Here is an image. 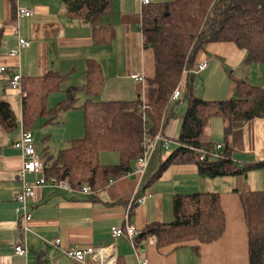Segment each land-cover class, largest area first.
<instances>
[{
    "label": "crops",
    "instance_id": "1",
    "mask_svg": "<svg viewBox=\"0 0 264 264\" xmlns=\"http://www.w3.org/2000/svg\"><path fill=\"white\" fill-rule=\"evenodd\" d=\"M17 6L32 9L33 16L18 19ZM0 22V68H6L0 72V97L10 104L19 123L13 131H7L0 125V264H77L66 255L67 248L111 244H115L117 258L120 257L124 264H140L139 261L143 259H147L149 264H250L248 227L238 193L264 191V168L252 170L247 175L210 178L201 175L196 164H178L171 166L160 180L145 186L157 167V163L153 162L156 158L162 160L163 147L160 144L159 153L156 148L142 177L131 174L114 181L99 192L96 201L91 199V195L79 191H59L48 186L37 188L35 195L28 201L33 217L28 223L29 231L23 236L16 211V195L23 189L20 177L23 158L20 150L14 147L23 130V110L21 91L11 87L13 76H42L50 71L66 76L61 90L49 97L48 106L52 108L65 98L67 87L86 84L88 61L95 60L100 63L104 76L103 88L95 100H137L141 97L139 92L142 86L132 75L145 72L142 8L139 0H114V14L110 22L115 27L116 36L105 45L94 42L90 25L66 14L62 0H0ZM17 25L18 33L15 29ZM18 36L29 39L31 46L13 57L9 52L18 45ZM209 44L214 45L210 47ZM207 46L210 49L208 52ZM199 58L207 59L210 63L208 69L200 73L203 82L208 81L216 71L226 74L227 68L232 69L233 73L238 71V77L249 80L243 68H263L260 63L245 64L246 51L228 42L208 43ZM231 75L233 78H224L218 94H227L230 98L235 96V77ZM249 81L254 84L256 79ZM127 82L130 89L125 92L122 89ZM109 85L115 89L112 96H106ZM60 92L63 94L57 99ZM144 94L145 84L143 98ZM85 99L86 95L82 94L79 107L62 113L56 120L60 124L66 118L64 131L68 130V134L64 136V146L54 149L51 145L53 142L47 140L40 148L35 139L37 152L43 162L69 146L72 138L83 136L81 106ZM177 104L174 106L176 118L165 129V135L170 140L177 138L185 115L178 113ZM41 120L44 124V119ZM72 121L75 123L70 125ZM54 123L48 124V127ZM218 124L220 128H217L216 133L222 138L219 143L223 144L224 123L218 121ZM230 145L231 157L236 163L242 165L264 161V119L236 123L230 136ZM37 177L30 173L25 179L33 182ZM137 190L148 191L152 196L146 204L128 210ZM195 192L220 194L227 216V228L219 240L206 244L191 241L175 248L157 246L155 237L143 239L137 245L132 244L126 236L117 240L112 237L111 228L124 226L127 216L129 224L139 234L150 222L172 221L174 196ZM23 239L30 246L27 256L15 253V246ZM56 239L61 240L59 246L52 244Z\"/></svg>",
    "mask_w": 264,
    "mask_h": 264
},
{
    "label": "trees",
    "instance_id": "2",
    "mask_svg": "<svg viewBox=\"0 0 264 264\" xmlns=\"http://www.w3.org/2000/svg\"><path fill=\"white\" fill-rule=\"evenodd\" d=\"M62 1L69 17L92 27L96 44H109L115 39L116 30L110 22L114 0ZM141 30L145 48L144 98L95 100L104 85L102 67L95 60L88 61L86 84L67 87L65 98L52 108L48 106L49 97L61 90L67 77L56 71L22 77V124L26 131L33 132L41 119L45 125L55 122L62 113L79 107L80 97L86 95L81 106L85 136L72 140L56 156L45 160L44 176L67 180L75 190L87 184L92 189L91 199L96 201L99 192L134 171L136 161L145 152V136L161 131L165 134L170 121L176 118L174 106L179 101H171V96L186 70L192 71L186 78L183 95L188 106L174 140L176 147L161 160L145 186L160 180L171 166L178 164H196L200 174L210 178L247 175L264 168V161L236 163L230 145L236 123L264 119V85L234 78L235 96L225 100L201 98L193 85L199 56L210 42L233 43L246 51L245 64L264 65V0L152 2L142 8ZM147 54L151 56L152 74L146 66ZM218 118L224 123V143L219 151L217 143L204 139L205 129ZM18 124L10 104L0 97V125L13 131ZM103 152L117 153L119 161L103 163ZM200 152L206 153L204 160H200ZM210 153L217 154V158ZM238 194L248 227L250 264H264V191ZM173 213L170 222L148 223L142 235L136 237V245L150 237L156 238L159 247L179 248L191 241L213 243L227 228L218 192L176 194ZM116 264L124 262L118 257Z\"/></svg>",
    "mask_w": 264,
    "mask_h": 264
},
{
    "label": "built area",
    "instance_id": "3",
    "mask_svg": "<svg viewBox=\"0 0 264 264\" xmlns=\"http://www.w3.org/2000/svg\"><path fill=\"white\" fill-rule=\"evenodd\" d=\"M141 8L152 3V0H139ZM33 10L30 8L17 6L16 16L18 19L25 17H32ZM1 26V22H0ZM16 32H19V26H16ZM31 46V41L22 36H18V45L13 48L9 55L17 57L20 55L23 49L29 48ZM209 61L207 59H199L197 62L195 72L204 73L209 67ZM6 68L1 67L0 72L4 71ZM192 71L186 70L184 72V78L179 82L177 87L172 93L171 101H182L184 95L185 81L188 74H191ZM132 78L137 81L145 84L146 77L144 72L134 73ZM21 74H16L11 80V87L15 90L21 91ZM146 107V105H143ZM171 140L166 137V135L161 131L154 136H150L149 133L145 136V152L144 154L136 161L134 171L131 174H136L140 177L145 173L152 155L158 145L160 144L164 149H170ZM14 147L19 149L22 158L23 165L20 172V177L23 180V189L16 195V202L18 207L16 209L19 219L21 221L20 231L24 235L29 231L28 223L32 220V212L28 207V201L35 195V190L39 187L48 186L54 190L59 191H79L84 194L90 195L92 189L89 185L84 184L81 189L75 190L67 180H60L56 178H46L44 176L45 164L41 160L37 148L35 145V138L32 131L22 130L20 138L14 143ZM222 149L221 144L216 145V150L219 151ZM212 154V153H210ZM213 158H217V154L211 155ZM206 157L205 152H200V160H204ZM35 174L38 177L33 182H27L25 177L27 174ZM149 192L136 191L130 200L129 208L130 210L134 205H144L151 197ZM112 237L117 240L123 236L129 238L132 244H135V239L138 236V232L133 225H130L128 222L124 226H113L111 228ZM53 245L59 246L61 244L60 239H56L52 242ZM30 246L27 243L26 239H23L19 244L15 246V253L19 256H27ZM66 255L71 258L77 264H116L117 255H116V246L111 244L109 246H100V247H70L65 250ZM140 264H149L147 259L139 261Z\"/></svg>",
    "mask_w": 264,
    "mask_h": 264
},
{
    "label": "rangeland",
    "instance_id": "4",
    "mask_svg": "<svg viewBox=\"0 0 264 264\" xmlns=\"http://www.w3.org/2000/svg\"><path fill=\"white\" fill-rule=\"evenodd\" d=\"M164 1H166V0H152V2H164ZM210 45H214V44H209V46ZM209 46H207V52L210 51V49L208 48ZM210 47H212V46H210ZM110 60L113 61V59H110ZM146 61H147L146 66L149 69V73L152 74L153 73V65L151 64L152 62H151L150 54H147V60ZM262 67H263L262 70H259V68H256V66H250L247 68L245 67V68H243V71H247V75H248L249 80L250 79L253 80V78L256 79V82L254 83L255 85H258V86L261 85L262 86V85H264V77H262L264 75V65ZM231 74H233V76L235 78H238V71L233 73L232 69L227 68L226 74L223 71H221V72L216 71L214 74H212V76H210L207 79L208 81L203 82V78L201 77V74L198 73V75L196 76L195 82H194V92L201 97H207L210 99L213 98L212 100H214V99L215 100L229 99L230 97H228L227 94L226 95L218 94V92L220 90L219 86L220 87L222 86L224 78L228 79V78L232 77ZM111 75H112V73H111ZM183 78H184V73H183L181 81L183 80ZM140 85L142 86V90L139 92V94H140L141 98H143V84L140 83ZM117 89H120V88H117ZM129 89H130V85L127 82L125 85V88L123 87L122 90H124L126 92ZM114 91H115L114 87L112 85H109L107 92H106V96H112ZM62 94H63V92L58 93L56 98L58 99ZM187 106H188L187 101L184 98H182V101H179L177 104L178 113L179 114H181V113L185 114V112L187 110ZM83 118H84V111H83ZM57 121H55V123L49 127H48V125L46 126L43 124V120H40L38 122L37 126L33 130V134H34V138L36 139V143L38 146H40V148L42 147V145L44 143H46L47 140H50V142H53V144H51V145L54 149H55V147L57 149L58 146H64L65 145V143L63 142L65 140L64 136H66V134H68V130L64 131L65 130L64 123L66 122V118L64 117L63 120L60 122V124ZM218 121H222V120L220 118L212 120L211 124L208 125L207 128L205 129L204 139L206 141H211L212 143H217V142L219 143L222 141L221 136H219L218 133H216L217 128H220ZM74 123L75 122L72 121V122H70V125H73ZM82 127H83L82 128L83 129V136L82 137H84L85 136L84 121H83ZM42 128H44V130H42ZM70 128H69V132H70ZM180 129H181V123H180L179 130ZM76 138L79 139L80 137H74L72 139L74 140ZM170 142L171 143H170V149L169 150L162 148V151H161L162 159H166L167 156L170 154V152L176 147V143L174 140H171ZM68 143L69 142H67L66 144H68ZM219 144H221V143H219ZM159 151H160V145L157 147V154L159 153ZM101 161L106 162V163H117L119 161V155L115 152H103L101 154ZM160 162L161 161L159 158L158 159L156 158L155 161L153 162V164L157 163V167L151 173L152 175L154 173H156V171L158 170V168L160 166Z\"/></svg>",
    "mask_w": 264,
    "mask_h": 264
},
{
    "label": "water",
    "instance_id": "5",
    "mask_svg": "<svg viewBox=\"0 0 264 264\" xmlns=\"http://www.w3.org/2000/svg\"><path fill=\"white\" fill-rule=\"evenodd\" d=\"M142 235V234H141Z\"/></svg>",
    "mask_w": 264,
    "mask_h": 264
}]
</instances>
